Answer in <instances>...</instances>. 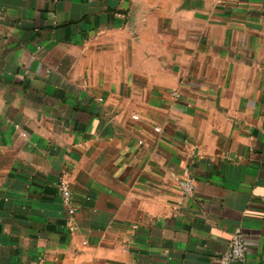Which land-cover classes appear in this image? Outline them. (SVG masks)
Here are the masks:
<instances>
[{
	"label": "crops",
	"instance_id": "crops-1",
	"mask_svg": "<svg viewBox=\"0 0 264 264\" xmlns=\"http://www.w3.org/2000/svg\"><path fill=\"white\" fill-rule=\"evenodd\" d=\"M235 228L264 264V0H0V264H217Z\"/></svg>",
	"mask_w": 264,
	"mask_h": 264
},
{
	"label": "built area",
	"instance_id": "built-area-1",
	"mask_svg": "<svg viewBox=\"0 0 264 264\" xmlns=\"http://www.w3.org/2000/svg\"><path fill=\"white\" fill-rule=\"evenodd\" d=\"M173 95H177V91H172ZM155 131H159V128H155ZM176 182L185 196H190L195 190V178L186 173L182 176L176 177ZM61 201L67 206V212L69 216H72L76 211V206L72 201V191L70 184L66 177L61 175L57 180L56 185ZM72 229H76V226L72 224ZM247 242L241 233L239 228L233 230L228 248L220 254L217 259V264H233V263H245L247 261Z\"/></svg>",
	"mask_w": 264,
	"mask_h": 264
}]
</instances>
